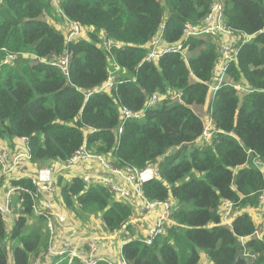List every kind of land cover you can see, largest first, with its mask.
<instances>
[{
	"label": "trees",
	"instance_id": "obj_1",
	"mask_svg": "<svg viewBox=\"0 0 264 264\" xmlns=\"http://www.w3.org/2000/svg\"><path fill=\"white\" fill-rule=\"evenodd\" d=\"M224 2L227 25L253 35L229 68L230 77L250 91L241 94L233 85L218 90L211 113L220 131L204 146L195 144L204 126L192 106L208 99L219 57L214 38L191 37L188 63L174 52L155 63L144 59L163 22L165 39L176 42L184 26L203 24L214 0H61L60 10L53 0L0 3L1 138H27L32 162L41 166L66 160L84 144L119 168L160 162V179L145 182L143 192L151 200L173 199L176 225L150 244L145 237L127 241L123 253L130 264H200L201 253L214 264H264L259 240L247 242L255 258L242 255L241 237L256 229L251 216L242 212L229 227L220 212L223 200L232 201L236 212L257 204L264 188V171L254 163L264 160V0ZM65 17L88 27L87 37L67 41L49 20L66 22ZM7 52L41 58L69 52V75L24 56L2 64ZM117 66L113 90L87 97ZM179 91L183 102L162 100L145 109L154 93ZM124 107L145 112L119 133ZM13 183L31 185L26 178ZM58 186L75 219L100 216L105 235L129 230L133 205L102 183L59 177ZM15 206L11 231L0 211V264H29L49 242L46 220L34 215L29 196Z\"/></svg>",
	"mask_w": 264,
	"mask_h": 264
},
{
	"label": "built area",
	"instance_id": "obj_2",
	"mask_svg": "<svg viewBox=\"0 0 264 264\" xmlns=\"http://www.w3.org/2000/svg\"><path fill=\"white\" fill-rule=\"evenodd\" d=\"M2 0H0V3ZM55 6L60 10L61 0H53ZM225 2L224 0H214L210 12L204 17L203 24H187L183 27L180 40L169 43L164 36L165 24L160 25L157 33L148 42V52L144 61L149 63L157 62L164 54L179 53L188 63L190 52L188 50V40L191 37L214 38L218 49L219 57L213 68L212 79L208 82V99L206 102L207 111L200 115L203 121V132L195 142L200 146L210 142L214 135L219 132L216 128L215 120L211 109L218 90L223 85H233L241 94H245L250 89L242 84L236 83L229 75V68L233 63L238 62V54L241 46L252 38V34L238 32L229 27L225 21ZM66 22H62L60 30L65 33L67 41H76L86 38L89 29L80 23L73 22L65 17ZM111 42L105 41L106 47H111ZM24 56L35 62H44L57 67L60 71L69 75L71 54L69 52L56 56L41 58L37 55L27 53H11L7 55L2 64L12 63L16 58ZM119 67L109 71L107 79L98 85L94 90L85 92L89 97L93 93L111 92L118 77ZM162 100H172L183 102L182 92H167L164 94L154 93L145 103V109L156 105ZM209 106L211 107L210 109ZM145 109L133 111L127 107L120 110L119 133L123 131V125L127 120L140 118L144 115ZM26 147L21 150H12L6 139L0 137V171L8 175L5 197H0V211L5 222L13 212V196H19V207L25 201V194L31 200L34 215L44 217L49 233V242L45 249L32 256L29 264H72L78 260L81 264H130L123 253V246H117L115 239L122 233L104 234L98 229L97 234H90L83 237H75L74 230L70 227L75 225L74 215L67 213L65 206L60 200L57 191L56 175L60 167L74 168L78 165H88L96 163L100 171H89L81 177L88 183L99 182L108 187L114 197L119 200H136L140 206V214L150 213L162 208L158 220L148 229V236L144 241L147 244L153 242L156 237L165 235L171 226L176 225L172 218V212L176 202L173 199L151 200L143 192L145 182L160 179V162H149L144 168L139 169L132 165L121 168L115 167L102 155L92 154L84 144L71 157L64 161H54L49 165L40 167L34 171L30 168L32 155L28 148V140L23 137ZM254 163L264 171V160L255 158ZM23 178L31 181L30 186L15 184ZM259 204L264 205V188L258 196ZM220 212L223 216L221 223L231 226V219L237 214L234 210V203L223 200L220 205ZM231 224V225H230ZM124 231V230H121ZM125 233V232H124ZM248 237V236H245ZM251 239L259 240L264 245V221L262 225L256 227ZM242 244V255L249 259L255 258L258 253L253 252L245 241L240 239ZM264 255V249H263Z\"/></svg>",
	"mask_w": 264,
	"mask_h": 264
},
{
	"label": "crops",
	"instance_id": "obj_3",
	"mask_svg": "<svg viewBox=\"0 0 264 264\" xmlns=\"http://www.w3.org/2000/svg\"><path fill=\"white\" fill-rule=\"evenodd\" d=\"M51 21V23H53L57 28H61L62 26V22L61 21H54L52 19H49ZM194 79H196L194 77ZM192 109L200 115H203L206 113L207 111V106L206 104L200 105V106H192ZM9 147L14 150H21L23 148L26 147V143L22 140V138H15L13 140H6ZM192 146V145H190ZM196 145H194L195 147ZM40 167H43L39 164L30 163V168L34 171L38 170ZM100 167L96 164V163H92L90 164V166L88 165H78L74 168H64V167H60L57 175H56V182H57V191H58V195H60V200L62 201L61 197H62V192L60 187L58 186V180L59 177H63L64 181L65 180H71L75 177H81L83 174L89 172V171H100ZM9 179L8 175H5L3 173H1L0 171V197L4 198L5 197V192H6V187H7V181ZM14 182V181H13ZM128 202H130L133 207H134V213L132 218L129 221V227L126 232L124 234H121L119 236H117V238L115 239V244L117 246H124V244L127 241H130L132 239H136V238H143L148 236V229L150 227H152L154 225V223L158 220L160 213L162 211V208H158L155 211H152L150 213H144V214H140V206L139 203L136 202V200H128ZM15 205H17L19 207V199L16 196H13V212L10 215V217L7 219L6 221V225H7V230L11 231L13 226L15 225V221L17 218V213L15 210ZM67 213H69V215H74L70 210H68L65 207ZM242 212H247L253 219V221L256 224V227L262 225L263 221H264V205H260L257 201V204H251V205H247L244 208H242L239 212H237V214L231 219V224L233 222V220L235 219V217L242 213ZM75 225L73 227H70L72 230H74V236L75 237H83L85 235H87V226H91V227H95L97 228V226H99V228H101V232H102V228H103V222L100 216H92L90 218V220L88 222H81L78 219H75ZM99 222V225L96 226V224ZM230 224V225H231ZM245 241L248 242L251 240V237H244ZM10 247V246H9ZM200 264H214L209 256L206 253H201L200 256Z\"/></svg>",
	"mask_w": 264,
	"mask_h": 264
},
{
	"label": "rangeland",
	"instance_id": "obj_4",
	"mask_svg": "<svg viewBox=\"0 0 264 264\" xmlns=\"http://www.w3.org/2000/svg\"><path fill=\"white\" fill-rule=\"evenodd\" d=\"M193 79V78H192ZM247 213V212H246ZM252 218V217H251ZM99 225V222L96 224V226ZM98 229H99V226H97V228L95 227H91V226H87V231L88 233L90 234H97L98 233Z\"/></svg>",
	"mask_w": 264,
	"mask_h": 264
}]
</instances>
